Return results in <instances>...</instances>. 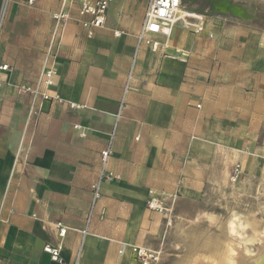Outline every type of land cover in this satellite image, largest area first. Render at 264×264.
I'll return each instance as SVG.
<instances>
[{"label": "crops", "instance_id": "1", "mask_svg": "<svg viewBox=\"0 0 264 264\" xmlns=\"http://www.w3.org/2000/svg\"><path fill=\"white\" fill-rule=\"evenodd\" d=\"M29 1L0 0V264H57L47 245L65 264H133L126 245L166 257L169 228L236 165L264 177V0H183L204 30L178 24L157 51L138 45L147 0H113L91 29L75 0ZM48 56L62 102L19 92Z\"/></svg>", "mask_w": 264, "mask_h": 264}, {"label": "rangeland", "instance_id": "2", "mask_svg": "<svg viewBox=\"0 0 264 264\" xmlns=\"http://www.w3.org/2000/svg\"><path fill=\"white\" fill-rule=\"evenodd\" d=\"M192 213L169 228L165 264H250L264 249V177L231 179Z\"/></svg>", "mask_w": 264, "mask_h": 264}, {"label": "built area", "instance_id": "3", "mask_svg": "<svg viewBox=\"0 0 264 264\" xmlns=\"http://www.w3.org/2000/svg\"><path fill=\"white\" fill-rule=\"evenodd\" d=\"M79 5L80 15L83 17H89V19L83 21V26L86 28H102L106 25L107 13L110 4L113 0H75ZM36 0H30L29 4L33 5ZM64 16V15H63ZM55 18L66 19L61 15H56ZM204 17L190 14L183 10V0H147V8L145 18L138 34V45H149L153 51H157L159 42L154 41V36H165L170 37L174 30V27L178 24H182L186 28L193 29L195 33L202 32ZM1 70H7L8 66L0 67ZM57 65L55 58L52 59L48 56L46 65L44 66L42 73L38 81L33 85L22 86L19 88V92L23 94H31L34 99H40L42 102L45 101H58L62 102V98L59 94L53 92V88L56 85L57 78ZM130 80V79H129ZM128 80L126 85V92L131 89L130 81ZM75 106V105H74ZM112 149L109 146L102 152L103 159V171L98 181L93 185V206L96 205L98 200L101 198V185L105 181H112L114 179L112 173L108 172L106 165L111 156ZM243 175L242 166L236 165L232 180L237 181ZM148 206L151 210L164 212L168 215H172L162 201L157 198H151ZM171 220H168L167 226H171ZM60 235L65 236L67 229L61 227ZM86 233V231H84ZM131 248L133 255V264H164V245L159 249H153L148 247L126 245ZM44 252L51 256L53 262L57 264H65L61 252V247H54L47 245L44 248ZM123 251H121L122 253Z\"/></svg>", "mask_w": 264, "mask_h": 264}, {"label": "bare ground", "instance_id": "4", "mask_svg": "<svg viewBox=\"0 0 264 264\" xmlns=\"http://www.w3.org/2000/svg\"><path fill=\"white\" fill-rule=\"evenodd\" d=\"M250 264H264V249L262 252L258 255L256 259H254Z\"/></svg>", "mask_w": 264, "mask_h": 264}]
</instances>
